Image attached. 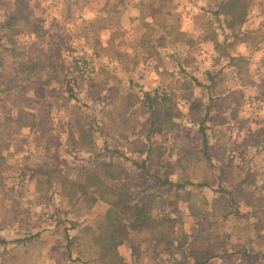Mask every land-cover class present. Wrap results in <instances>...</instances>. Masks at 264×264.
<instances>
[{
    "label": "rangeland",
    "instance_id": "obj_1",
    "mask_svg": "<svg viewBox=\"0 0 264 264\" xmlns=\"http://www.w3.org/2000/svg\"><path fill=\"white\" fill-rule=\"evenodd\" d=\"M16 1L30 22L20 48L56 71L48 86L40 76L21 92L0 87V264L96 263L85 238L107 206L64 198L59 181L101 161L121 165L128 192L169 219L163 239L128 226L124 264H192L208 245L218 250L207 264H264V130L243 129L244 93L226 101V52L264 54V0H253L240 34L226 29L216 0H0V24ZM80 60L91 75H79ZM147 61L157 74L150 90L176 95L177 108L164 110L174 130L151 126L145 105L131 108L142 73L131 70ZM238 68V82L252 80ZM140 123L143 135L153 128L150 157L130 135Z\"/></svg>",
    "mask_w": 264,
    "mask_h": 264
},
{
    "label": "trees",
    "instance_id": "obj_2",
    "mask_svg": "<svg viewBox=\"0 0 264 264\" xmlns=\"http://www.w3.org/2000/svg\"><path fill=\"white\" fill-rule=\"evenodd\" d=\"M216 2L217 13L224 17L226 29L240 34V28L248 17L253 0H216ZM28 15L22 3L16 1L14 8L0 24V79L2 81L0 87L7 84L4 88L12 92L22 91L23 85H19L22 81L45 76L48 78L42 82L47 85L51 79L55 78V76H47L56 71L53 65L45 64L40 58L33 57L19 46L18 38L30 27ZM143 17L153 19L154 16L147 14ZM158 38L166 40L163 36ZM135 50L134 54L141 52L138 49ZM78 73L81 76H87ZM131 83L130 86H132ZM197 85L210 87V83L197 82ZM157 90L155 92L141 90L144 104L149 109L148 119L151 126H158L160 131L174 130L178 127L173 120L174 115L164 110L168 107L173 110L177 108L176 95L173 92H165L162 97H159ZM80 133L82 138L90 135L85 129H81ZM151 148L149 145L146 149V156L152 154ZM125 173V169L118 163L101 161L98 166L84 170L77 178H63L59 181L60 193L64 198L82 201L88 208L96 203L107 206L102 221L95 227L87 228L85 239L89 242H86L85 249L89 253L91 249L96 259V263L93 264H124L118 247L126 240L128 226H133L137 230L146 228L163 239V228L169 219L153 214L151 200L143 197L135 199V196L128 192L129 187L120 182ZM167 181L165 178L161 183L165 184ZM217 250L208 245L204 250L191 252L195 257L192 264H207L216 256ZM246 255L247 253L244 254ZM85 263L91 264L89 261Z\"/></svg>",
    "mask_w": 264,
    "mask_h": 264
},
{
    "label": "crops",
    "instance_id": "obj_3",
    "mask_svg": "<svg viewBox=\"0 0 264 264\" xmlns=\"http://www.w3.org/2000/svg\"><path fill=\"white\" fill-rule=\"evenodd\" d=\"M132 19L134 21V20L138 19V17L137 18L133 17ZM144 20L147 21L146 18H144ZM259 49H261V47L258 48V50H256V51L253 50L252 53H247V55H245V53H242V51L231 52L230 50H228L229 52H226V101H227V103L231 102V97H230L231 92L230 91L237 90L238 93L239 92L244 93V96H243L244 98H242L241 101L238 102V108H239L238 118L246 121L245 122L246 126L243 127L244 130H247V124L249 125V128H252V126L254 125L257 128H262V130H264V54L261 53V51ZM158 50H159V48H158ZM241 61L243 64L246 65L247 70L249 69L248 70L249 75H250V78L252 76V80L250 79L247 82L246 81L238 82L239 78L241 76L238 65H239V62H241ZM151 64L152 63L147 61L145 70L139 71L138 67H135L134 69L131 70L134 73L142 72L140 74V76H138L137 79H134L136 82H138V81L141 82L142 85L140 84V87H138V89H135V91H134L136 94V95H134L135 99L130 104L132 109L137 108V105H139V104L145 105L141 90L151 91L150 90V88L152 87L151 84H154V80H152L150 78L156 77L157 74L154 70V67H152ZM147 65H149V66H147ZM136 76H137V74H134V77H136ZM260 76H262L260 81H257L256 77H260ZM133 83H134V81L131 84L133 85ZM42 84H43V82L41 81L40 85L42 86ZM43 86H48V84L47 85L43 84ZM159 86L160 85L155 86L153 92H155L157 89L159 90L162 88ZM195 87L197 88L198 86H194V89H195ZM204 88L206 89L207 92H208V89H210V87H206V86ZM162 89L166 93H168L164 88H162ZM260 89L262 91H260ZM252 90H254V91L259 90L260 93L254 92V96L252 98L250 97V96H252V94L249 97H247V95H245V93L247 91H252ZM170 92L172 93V91H170ZM210 97L212 98L213 96H210ZM143 108L147 109V107H143ZM147 120H148V117H147L146 121ZM257 124L260 127L257 126ZM260 124H262V125H260ZM139 125H140V127L137 128V131H135V133L132 132L130 135L132 136L133 140L136 138L139 140H143V142L145 143V145H144L145 148H144V150H142V152H138V153L140 155L144 154L146 156L145 151L149 147L148 140H149L150 135H151L150 131H152L153 128H151L150 131H148L146 134L143 135L139 132V129L142 128V124L140 123ZM158 129H159V127H158ZM247 147L249 148L251 146H247ZM131 152L135 153V152H137V150L132 149ZM150 156H147V157H150Z\"/></svg>",
    "mask_w": 264,
    "mask_h": 264
},
{
    "label": "built area",
    "instance_id": "obj_4",
    "mask_svg": "<svg viewBox=\"0 0 264 264\" xmlns=\"http://www.w3.org/2000/svg\"><path fill=\"white\" fill-rule=\"evenodd\" d=\"M77 68L80 73L86 74V75H91L94 71L93 67L90 65H87L85 61L80 60L78 61ZM165 91L161 88L157 91V94L159 97H162L164 95Z\"/></svg>",
    "mask_w": 264,
    "mask_h": 264
}]
</instances>
